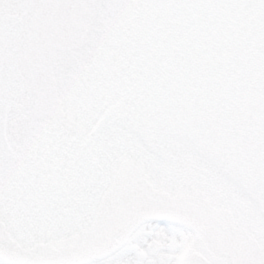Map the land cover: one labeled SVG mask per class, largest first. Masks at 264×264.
Masks as SVG:
<instances>
[{"label":"snow or ice","instance_id":"obj_1","mask_svg":"<svg viewBox=\"0 0 264 264\" xmlns=\"http://www.w3.org/2000/svg\"><path fill=\"white\" fill-rule=\"evenodd\" d=\"M0 264H264V0H0Z\"/></svg>","mask_w":264,"mask_h":264}]
</instances>
